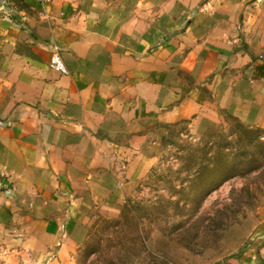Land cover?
<instances>
[{"label": "crops", "instance_id": "obj_1", "mask_svg": "<svg viewBox=\"0 0 264 264\" xmlns=\"http://www.w3.org/2000/svg\"><path fill=\"white\" fill-rule=\"evenodd\" d=\"M250 1L0 5V250L7 262L62 264L92 207L154 164L151 136L158 134L148 124L185 120L200 135L221 126L225 110L264 128V60L257 58L264 35L244 11ZM56 50L64 71L49 67ZM121 135H132L127 145L115 140ZM219 264H264V221Z\"/></svg>", "mask_w": 264, "mask_h": 264}, {"label": "rangeland", "instance_id": "obj_2", "mask_svg": "<svg viewBox=\"0 0 264 264\" xmlns=\"http://www.w3.org/2000/svg\"><path fill=\"white\" fill-rule=\"evenodd\" d=\"M247 4L250 8L244 11L256 34L264 35V0ZM257 58L264 60V50ZM222 116L221 126L200 135L191 132L185 120L148 124L146 130L158 134L151 136L157 140L150 148L156 154L154 164L143 177L118 189L108 203L92 207L73 250L63 254L61 263L219 264L246 244L264 221V128L225 110ZM249 135L260 136L249 141ZM131 137L115 140L127 145ZM211 140L216 143L213 149ZM218 143L228 147L224 151L229 158L222 165L230 167L231 177L224 174L220 182L218 177L208 179L206 189L214 179L220 186L197 192L191 179L186 180L187 168L193 166L191 175L195 161L214 157ZM200 147L208 152L205 156ZM124 205L132 209L133 218L126 219ZM4 254L0 250V261ZM2 264L16 263L4 259Z\"/></svg>", "mask_w": 264, "mask_h": 264}, {"label": "trees", "instance_id": "obj_3", "mask_svg": "<svg viewBox=\"0 0 264 264\" xmlns=\"http://www.w3.org/2000/svg\"><path fill=\"white\" fill-rule=\"evenodd\" d=\"M250 130V129H249ZM260 130V129H258ZM261 131V130H260ZM260 135H249L248 140L252 141L254 140V138L258 137ZM237 137H239V140H243V138L241 137V135H238ZM216 145V143H214V141L211 140L210 142V147L213 149V146ZM218 149L215 151L214 153V157L212 156V158L210 157L211 155L208 156L207 160H203V161H195L194 164H197V167L195 168V171L193 173H191V168H193V166H188L189 168H187L189 171L187 172V177L186 180L193 182V184L191 186H194L197 190V192H203L204 190H207V193L217 189L220 186V183H217L216 179L212 180L214 183L213 185L209 188L206 189V182L208 179H213L215 177H218V182H220L222 179V176L227 175L228 177H231V171H230V167L229 166H225L222 165L223 160H226L229 158V153H227L226 151H224V149L228 148L226 147V145H221V144H217ZM225 147V148H224ZM199 151L205 156L206 150L204 152V148L200 147ZM208 151V150H207ZM247 150H245L244 152H246ZM203 156V157H204ZM216 159V160H215ZM213 162V165H212ZM192 176V177H191ZM216 182V183H215ZM177 203H179V201H177ZM124 215L126 216V219L129 220V218H133V214H132V209L130 207H128L127 205H124Z\"/></svg>", "mask_w": 264, "mask_h": 264}, {"label": "built area", "instance_id": "obj_4", "mask_svg": "<svg viewBox=\"0 0 264 264\" xmlns=\"http://www.w3.org/2000/svg\"><path fill=\"white\" fill-rule=\"evenodd\" d=\"M9 5H13L16 1L18 0H6ZM39 3L43 6L46 2V0H38ZM42 18H46L47 17V13L43 12L42 13ZM263 57V56H261ZM49 67L54 69V70H58V71H64L65 70V65L61 59L60 53L58 50L54 51L51 55V58L49 60ZM3 252V251H2ZM3 263V262H2ZM0 263V264H2Z\"/></svg>", "mask_w": 264, "mask_h": 264}, {"label": "water", "instance_id": "obj_5", "mask_svg": "<svg viewBox=\"0 0 264 264\" xmlns=\"http://www.w3.org/2000/svg\"><path fill=\"white\" fill-rule=\"evenodd\" d=\"M0 5H4V8L10 7L9 3L6 0H0Z\"/></svg>", "mask_w": 264, "mask_h": 264}]
</instances>
